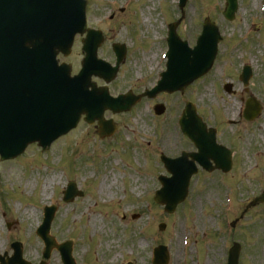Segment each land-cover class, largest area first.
Segmentation results:
<instances>
[{"label":"rangeland","instance_id":"1","mask_svg":"<svg viewBox=\"0 0 264 264\" xmlns=\"http://www.w3.org/2000/svg\"><path fill=\"white\" fill-rule=\"evenodd\" d=\"M125 1L131 3L122 11ZM262 1L239 0L235 19L228 21L223 15L225 0H188L184 9H180L177 0H88V26L105 32L99 56L112 61V42L124 41L128 45L123 67L110 84L112 93L130 87L141 92L156 83L157 73L164 68L161 52L165 47V24L177 20L181 37L191 45L196 43L206 17L217 23L223 36L217 59L210 74L193 87L188 86L183 94L163 93L154 99L145 98L128 113L106 112V117H113L119 124L118 132L111 138L99 139L96 124L83 121L44 154L36 146H30L17 159L0 162V197L6 199L5 206L10 202V207L6 206L1 213L15 218L10 221L9 215L0 214V253L7 251L11 255V241L19 240L23 242L24 257L39 264L44 259V243L35 228L42 220L45 204H56L51 234L58 242L74 241L78 264L129 261L151 264L152 248L159 243L169 246L168 264H226L234 242L241 243L239 264H264V203L251 205L254 197L264 190ZM143 13L150 17L146 27L140 26ZM249 28L253 30L248 32ZM84 36L75 37L69 56H60L72 63L73 72L79 70L84 57L81 41ZM244 64L253 69L247 87L237 76ZM93 79L99 85L104 84L101 79ZM227 82L233 84L231 93L222 88ZM251 97L263 107L252 121L240 116L239 111V106H245ZM187 98L195 100L205 119L219 128L220 138L236 151L237 160L229 173L201 171L192 180L187 200L169 214L153 199L155 189L160 186L157 178L166 173L158 153L162 137L169 154H175L183 146L182 141L174 138L173 123ZM156 103L168 107L164 115L155 114ZM115 159L121 165L112 163ZM53 174L57 180L43 199V184ZM114 174L115 198L110 200L106 194H98V187L104 175ZM27 180L29 184L25 187ZM69 180L76 181L85 191L82 198L72 203L64 202L61 193ZM229 195L233 204L226 209ZM102 200L109 203L103 204ZM15 206L20 207L16 217ZM25 206L30 209L28 213L23 212ZM93 214L97 215L95 224L88 222ZM234 220L232 227L229 224ZM8 222L12 223L11 228ZM161 222L167 223L164 231L158 227ZM189 236L190 246L186 249L184 240ZM46 264H63L57 250Z\"/></svg>","mask_w":264,"mask_h":264},{"label":"water","instance_id":"2","mask_svg":"<svg viewBox=\"0 0 264 264\" xmlns=\"http://www.w3.org/2000/svg\"><path fill=\"white\" fill-rule=\"evenodd\" d=\"M38 3H33L32 5L29 4L28 2L21 6V12L23 14V22L26 23V26L24 27V34L20 36L18 34V29L17 31V38H18V44H21L24 46L25 50H19L15 55V61L17 58L25 57L27 54H31L33 58L36 59H45V64L37 63L34 65L39 66L38 68H35L34 71L38 74L41 75V73L44 74H49L50 72H55L56 71V66L54 65V62L52 61L53 56L57 54V50H61L67 54L69 52L70 46L72 44V37L74 33L77 30L83 31L84 30V17L83 13L85 11V8L83 10L81 9V15H80V23L81 27L80 28H65V25L61 24L58 20H54L53 26L51 29H45L48 30L46 34L48 35H53L49 39H46V42L52 46V51L50 54L47 53H40V51H36V46L40 43H43V39H37L39 38V35L41 32H33L31 30L30 24L35 22V20H32L30 22H27L26 19H28L36 10L39 8ZM237 10V0H228L227 3V10L225 14L229 18L234 17V13ZM64 27H62V26ZM214 25L210 23L209 21L206 22L205 27H213ZM12 26H9L8 28L11 29ZM58 34H62V39L57 37ZM209 35H207L208 37ZM177 36L174 33V36L172 37V40H175ZM209 40H211V36L208 37ZM89 41V40H88ZM86 41L85 49L90 51L91 59H94V55H96V47H90L91 45ZM102 42V38L99 39L98 44ZM93 45V44H92ZM96 45V46H97ZM26 49L31 50L30 52H26ZM115 49L118 52L119 55H124L125 53V48L123 46L115 45ZM179 46L176 43L175 44V50H178ZM14 63L12 62L10 65H13ZM16 64V62H15ZM8 64V69L9 71H12L16 68L13 67L11 68ZM64 72V70H62ZM112 73L114 75L115 70ZM92 73H97V74H103L102 72H99L98 70H94L89 67V64L86 66L85 74L83 76H80L78 81L70 80L76 83H80L83 89L88 90L89 86L91 85L90 83V77ZM40 75L37 79V84L36 80L31 78L26 80V72H24L22 75L17 73L15 76L12 78L8 79V91L10 90L11 87L15 86L17 88L16 91H14L15 94L8 93V100H14L13 103H9L7 101H4L1 103L0 107V114H5L4 117H0V150H6L7 147L10 146V149L8 150L11 155H14L18 153L21 148L19 149H14L12 148V143L13 144H18L20 137V133H25L27 137H30L31 140L34 139H40L41 137H44L48 135L50 137V140L54 138L57 134H59L60 131L59 129L65 128L64 131L68 130V128L73 124L75 119H77V116H80L81 112L83 111L82 109H79V103L76 102V109L73 111L75 114H72L71 116H61L58 112L59 107H61L60 111L63 112L64 107H70L71 99L68 98V92H66V87L64 86V83L57 82V84H54L50 87V89L45 92L41 93L40 89L38 88L39 83L41 82ZM184 82L186 81V78L183 79ZM186 82L185 84H187ZM44 88V86H42ZM160 88L155 90V92L151 93L154 95L157 93ZM60 91V92H58ZM93 91L97 94H101L102 90H97L93 89ZM19 92V93H18ZM49 92V93H48ZM6 94V93H5ZM4 94V95H5ZM22 95L21 99H19L17 96ZM37 95V96H36ZM89 103H92L91 100H88ZM94 102V101H93ZM133 101L131 100V96H127L125 100L123 101V105L125 106L124 109L130 108L131 104ZM86 104V103H84ZM106 106H113L112 103L107 102L103 105V109L106 108ZM9 107L11 108L10 111ZM93 107V105H92ZM102 109V111H103ZM259 108H250L247 110L246 116L248 118H253L259 113ZM68 112V109L65 110ZM8 112V114H6ZM158 112L161 113L163 112V107L158 109ZM102 113V112H101ZM97 114V118L100 119L102 125H103V134H110L112 131L110 125L106 124L102 120V114ZM4 118V119H3ZM6 129V131H4ZM23 148V147H22ZM221 165L225 167V170H228L229 168L226 167V164H224V161H220ZM176 177V174H175ZM180 179L173 178L171 182L175 181L173 186L170 188H167V182L165 183V187L158 192V195L156 197V200L159 201L160 203H165L166 204V209L169 211H173L176 208L177 202L174 200L178 194L181 192V185L179 183ZM77 190L75 189V185L72 184L66 194V200H72L74 196L77 194ZM184 198V197H182ZM181 198V199H182ZM180 199V200H181ZM165 225H163V228ZM48 228V227H47ZM44 238L49 244V246L52 248L55 245V241L52 237L49 236L48 234V229L44 231ZM60 248V246H59ZM67 250L70 252V249L67 248ZM69 252L66 253V258L69 259ZM16 258V257H15ZM237 258H238V253L236 250H234L233 253V258L230 261V264H237ZM167 261V255L165 252V248L159 247L158 251V263L159 264H164ZM4 264L6 262L2 260ZM67 262V261H66ZM71 264V260L68 262ZM67 263V264H68ZM13 264H17L16 260L13 262Z\"/></svg>","mask_w":264,"mask_h":264},{"label":"bare ground","instance_id":"3","mask_svg":"<svg viewBox=\"0 0 264 264\" xmlns=\"http://www.w3.org/2000/svg\"><path fill=\"white\" fill-rule=\"evenodd\" d=\"M142 17H143V20H142L140 25H143L146 27L148 22L150 21V17L146 16L144 13L142 14ZM154 54L155 53H153L152 55H154ZM148 61H149V59H148ZM116 164L118 165L120 163L117 162ZM129 176L132 177L133 174L130 173ZM56 180H57V177H56V175L53 174L52 178L47 179L44 182L43 187H42V193H41L43 199H46L48 197L47 191L50 188V186ZM116 181H117V175L114 174V175H112V177H110L109 175H104L103 178L101 179L100 183H99L98 194H100V195L106 194L107 196H109L110 200H113L115 198V196L113 195L112 187ZM28 184H29V180H27L26 187H28ZM104 202H107V200H104ZM18 208L19 207H17V209H16L17 212L19 211ZM24 212L28 213L29 211H28V209L25 208ZM88 222L91 224H95L97 222V215L93 214V215L89 216Z\"/></svg>","mask_w":264,"mask_h":264}]
</instances>
